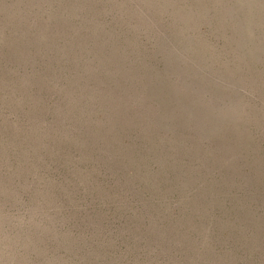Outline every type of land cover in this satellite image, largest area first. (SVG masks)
<instances>
[{"label": "rangeland", "instance_id": "rangeland-1", "mask_svg": "<svg viewBox=\"0 0 264 264\" xmlns=\"http://www.w3.org/2000/svg\"><path fill=\"white\" fill-rule=\"evenodd\" d=\"M0 264H264V0H0Z\"/></svg>", "mask_w": 264, "mask_h": 264}]
</instances>
